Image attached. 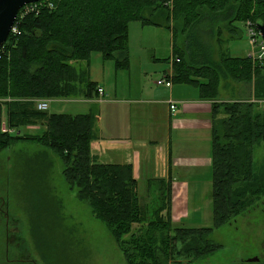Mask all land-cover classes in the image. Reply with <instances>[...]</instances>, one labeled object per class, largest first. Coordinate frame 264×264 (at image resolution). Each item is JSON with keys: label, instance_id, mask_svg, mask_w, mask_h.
I'll list each match as a JSON object with an SVG mask.
<instances>
[{"label": "trees", "instance_id": "16d2710c", "mask_svg": "<svg viewBox=\"0 0 264 264\" xmlns=\"http://www.w3.org/2000/svg\"><path fill=\"white\" fill-rule=\"evenodd\" d=\"M43 1L17 17L18 34L0 49V127L5 119L13 130L12 134L0 130V150L25 141L56 154L69 190L104 224L126 264H188L213 254L220 245L210 240L212 232L251 209L253 198L264 195V162L260 167L252 163L253 148L264 142V109L257 110L255 102L246 100L218 99L221 79H231L249 85L255 101L264 100V61L222 54L225 50L221 52L215 31L223 26L230 35L236 30H228L233 21L264 22V0ZM134 21L185 34L189 57L181 67L178 57L183 55L175 53L171 80L196 85L201 99L213 101L210 227H183L172 221L171 183L163 179L147 181V189H154L161 200L149 212L148 196L139 194L130 165L103 164L92 156L91 113L50 114L35 108L38 99L96 97L98 84L90 76L93 55L126 71L128 27ZM205 24L214 30L210 42L199 41L207 46L198 47L192 33ZM30 127L41 131L31 134Z\"/></svg>", "mask_w": 264, "mask_h": 264}, {"label": "rangeland", "instance_id": "374dc122", "mask_svg": "<svg viewBox=\"0 0 264 264\" xmlns=\"http://www.w3.org/2000/svg\"><path fill=\"white\" fill-rule=\"evenodd\" d=\"M225 22L222 21L221 24ZM247 22L250 21L231 22L228 30H236L230 35L223 26H219L215 31L216 39H220L222 43L221 52L225 50L222 54L244 57L252 50L257 51L254 47L259 42L252 40V46L250 45ZM213 30L214 26L209 24L200 26L199 30L192 33L193 42L198 47L207 46L205 43L200 44L199 41L210 42V33ZM217 31H220L218 37ZM174 32L176 35L170 29L142 26L137 21L129 24L130 64L134 71L131 83L137 88L135 90L133 88L132 95L138 94L142 85L147 90L146 95L149 94L150 88L157 89L161 86L157 82L159 79L169 82L167 88H170L172 81L161 75L170 67V58L175 56V53L183 55L178 58L181 60V67H185L184 59L189 57L184 47L185 34L178 30ZM232 35H236L237 38L230 39ZM248 60L259 62L256 61L257 58L248 57ZM111 63L109 61L106 65H112ZM92 64L98 68L103 62L99 56L93 55L90 62L91 71ZM120 75L122 76L118 84L122 94L126 95L127 74ZM91 80L97 81V76H91ZM223 83L224 80L221 79L222 99L232 96L235 100L231 101L255 102L257 110L263 111L264 100L255 101L251 87L240 93V89H237L239 87H234L237 90H229L224 88ZM105 89L112 97L110 83L105 82ZM99 96L102 97L103 94ZM38 101L41 99L35 102ZM206 101L210 104L213 102ZM172 103L176 106V103L169 102ZM87 110V106L82 102L64 99L48 102L45 112L84 114ZM25 130L23 128L20 132L24 134ZM40 131L36 127H30L29 133ZM171 135L174 136L173 133ZM263 162L264 142H261L253 148L252 163L254 167H260ZM174 164L188 175L200 173L202 170V167L195 168L183 159H178ZM63 169V162L56 154L35 143L21 141L0 150V264H126L119 246L104 224L94 219L90 208L79 202L75 193L69 190L62 174ZM198 181H202V177L190 176L187 180L191 184H197ZM201 184H210V181H203ZM147 187L146 179H140L138 192L140 195L148 196L146 202L149 212H152L154 207L161 204V200L157 199L159 196L155 195L154 189L149 190ZM196 192L189 196V204L190 208L197 207L199 213L190 211L188 220L175 221L177 225L195 228L212 225L211 186L202 188L200 185ZM142 197L146 199L145 196ZM253 200L256 202L252 203L251 209L212 232L210 240L220 245L217 251L188 264H264V195ZM137 230L138 226H134V231ZM127 238L128 236L125 237ZM253 258L257 261L249 262Z\"/></svg>", "mask_w": 264, "mask_h": 264}, {"label": "crops", "instance_id": "0c3cea01", "mask_svg": "<svg viewBox=\"0 0 264 264\" xmlns=\"http://www.w3.org/2000/svg\"><path fill=\"white\" fill-rule=\"evenodd\" d=\"M244 57H247V54ZM102 62L103 64L98 68L93 67L92 64L90 76H97V81L94 82L98 84L97 88L103 90V96L73 99L74 102L84 103L88 109L87 113L95 117L93 127L95 139L90 148L92 156L103 164L130 165L133 177L138 182L140 179L146 181L163 179L170 182L172 221H187L190 211L199 213L197 207L190 208L189 196L196 194L200 185L202 188L211 186L210 103L200 99L196 85L171 80L172 58H170V67L161 75L172 81L171 87L150 88V93L147 95L143 85L138 94L132 95L133 88L134 90L137 88L131 83L134 71L130 64V52L129 68L126 71L116 70L112 61V65H106L109 60ZM121 72L126 73L128 78L126 95L122 94L118 84L122 76ZM222 80H224V88L229 90L240 89L242 93L243 90L250 88L245 83ZM105 82L111 85L112 97L107 94ZM218 94L220 97V83ZM57 100L64 99L48 102H57ZM220 100L235 99L229 96L224 99L220 97ZM170 101L176 103L174 112L170 111ZM171 133L174 134L173 137ZM178 159L188 161L195 168L202 167L201 172L191 175L181 172L182 168L174 164ZM190 176L202 177V181H198L197 184L188 183ZM203 181H210V184H201Z\"/></svg>", "mask_w": 264, "mask_h": 264}, {"label": "built area", "instance_id": "2783aa9c", "mask_svg": "<svg viewBox=\"0 0 264 264\" xmlns=\"http://www.w3.org/2000/svg\"><path fill=\"white\" fill-rule=\"evenodd\" d=\"M43 0L37 2V3H34V4H30V5H26L24 6L20 12L18 13L17 17L19 16V18H22L23 15L25 14H29L31 11L35 10L37 8V6H39ZM52 4V3H51ZM50 4V2L48 3V7H52V5ZM17 19V18H16ZM16 21V20H15ZM251 23L250 22H247V30H248V37H249V40L250 41V45L252 46V40H255V41H258L259 43L254 47V48H257V51L255 50H252L248 55H247V58L250 57L252 59H255L257 58L256 61H259V62H262L264 61V40L262 38H260L256 33L255 31L251 28ZM18 34V28H17V25H14L12 26V29L10 31V34H9V37L11 35H17ZM8 37V38H9ZM6 43V42H5ZM4 43V44H5ZM4 46V45H3ZM2 46V47H3ZM1 47V48H2ZM0 48V49H1ZM158 84L161 85V86H165V87H168L169 86V82L165 81V79H159L158 81ZM98 95H102L104 94L103 93V90L101 88H98ZM36 103V108L38 110H45L47 108V104L46 102H44L43 100L41 101H38V102H35ZM170 108V111L174 112L176 110V106L175 104H170L169 106ZM0 130L2 133H13V130H11L5 121H2L1 122V127H0Z\"/></svg>", "mask_w": 264, "mask_h": 264}, {"label": "water", "instance_id": "95a60500", "mask_svg": "<svg viewBox=\"0 0 264 264\" xmlns=\"http://www.w3.org/2000/svg\"><path fill=\"white\" fill-rule=\"evenodd\" d=\"M39 1L41 0H0V48L7 41L20 10L26 5ZM256 30L264 40V22L256 23ZM255 261H257L256 258L249 260V262Z\"/></svg>", "mask_w": 264, "mask_h": 264}, {"label": "bare ground", "instance_id": "6f19581e", "mask_svg": "<svg viewBox=\"0 0 264 264\" xmlns=\"http://www.w3.org/2000/svg\"><path fill=\"white\" fill-rule=\"evenodd\" d=\"M250 23H251V22H250ZM251 25H252L251 28H252V29L255 31V33L260 37V35L258 34V32H257V30H256V25H254V24H252V23H251ZM260 38H261V37H260ZM248 39H249V38H248ZM43 101L46 102V104H47V108H48V101H47V100H43ZM47 108H46L45 110H38L37 108H36V109H37L38 111H42V112H44V111H47Z\"/></svg>", "mask_w": 264, "mask_h": 264}]
</instances>
